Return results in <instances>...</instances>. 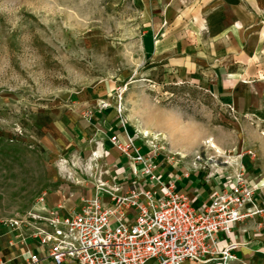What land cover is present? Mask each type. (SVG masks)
Wrapping results in <instances>:
<instances>
[{"label": "rangeland", "instance_id": "1", "mask_svg": "<svg viewBox=\"0 0 264 264\" xmlns=\"http://www.w3.org/2000/svg\"><path fill=\"white\" fill-rule=\"evenodd\" d=\"M140 18L135 0H0V264L5 222L24 218L73 166L89 178L97 170L66 140L63 116L78 101L121 108L136 140L166 157L176 146L190 173L206 176L246 151L238 139L258 127L147 58Z\"/></svg>", "mask_w": 264, "mask_h": 264}, {"label": "crops", "instance_id": "2", "mask_svg": "<svg viewBox=\"0 0 264 264\" xmlns=\"http://www.w3.org/2000/svg\"><path fill=\"white\" fill-rule=\"evenodd\" d=\"M135 1L141 14L142 53L177 76L203 84L234 114L242 116L244 123L258 128L238 139L237 146L245 149L244 153L236 157L224 154L227 160L222 163L226 165L204 176L177 164L176 152H181V157L184 153L176 146L170 149L172 156L166 157L136 140L130 124L126 126L114 105L78 101L63 116L66 140L69 148L87 153L97 170L89 178L73 166L70 178L45 191L33 210L46 214L58 207L59 213L65 214L77 208L83 198L93 196L108 205L110 190L126 194L137 183L150 184L141 165L124 156L109 140L111 135L120 141L130 136L139 152L152 159L159 179L172 182L195 206L229 188L234 176L243 173L253 188L252 202L246 207L255 205L262 211L234 223L230 233L220 232L217 237L221 245L237 244L235 259L229 264H264V0ZM251 150L254 156L248 154ZM238 158L240 169L236 167ZM133 216L134 210H128V218L132 220ZM4 226L12 234L2 263L26 264V249L37 250L36 242L31 237L20 239L17 234L24 230ZM37 264L53 263L42 260Z\"/></svg>", "mask_w": 264, "mask_h": 264}, {"label": "built area", "instance_id": "3", "mask_svg": "<svg viewBox=\"0 0 264 264\" xmlns=\"http://www.w3.org/2000/svg\"><path fill=\"white\" fill-rule=\"evenodd\" d=\"M109 140L141 165L150 184L137 183L126 194L110 190L108 205L93 196L65 214L54 207L46 214L30 210L24 218L8 220L6 225L24 230L17 234L20 239L31 237L38 246L26 249V264L42 260L53 264H229L235 259L237 244L221 245L218 233L228 234L234 223L262 211L255 205L246 207L252 202L253 188L243 173L234 176L229 188L195 206L172 182L159 179L152 159L139 152L132 137L120 141L111 135ZM130 209L134 210L132 220Z\"/></svg>", "mask_w": 264, "mask_h": 264}, {"label": "bare ground", "instance_id": "4", "mask_svg": "<svg viewBox=\"0 0 264 264\" xmlns=\"http://www.w3.org/2000/svg\"><path fill=\"white\" fill-rule=\"evenodd\" d=\"M141 134L144 135V137L148 135L147 132L144 130L141 132ZM208 141H210V140H208ZM176 154L181 155V153H179V152H177Z\"/></svg>", "mask_w": 264, "mask_h": 264}]
</instances>
